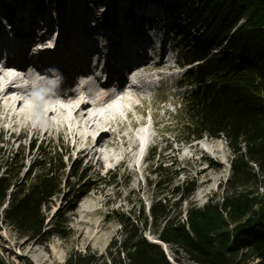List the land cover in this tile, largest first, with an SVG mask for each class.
<instances>
[{
  "label": "trees",
  "instance_id": "trees-1",
  "mask_svg": "<svg viewBox=\"0 0 264 264\" xmlns=\"http://www.w3.org/2000/svg\"><path fill=\"white\" fill-rule=\"evenodd\" d=\"M35 1L55 10L59 4ZM133 1L163 6L179 23L174 31L184 22V30L175 34L182 35L178 62L190 67L182 83L189 91L183 95L178 126L187 139L223 137L234 156L231 175L222 202L192 207L181 221L172 212L194 194L195 180L173 188L179 172L168 162L157 163L151 186L157 194L172 189L183 201L171 204L159 195L149 215L144 206L138 214L115 213L121 229L105 254L75 253L65 264H174L160 245L146 238L147 231L174 245L192 264H264V0ZM35 147L31 145L30 151ZM58 148L49 142L38 146L32 171L21 183L25 165L19 153L5 160L0 175V228L9 224L32 239L43 234L45 210L65 183L67 167ZM74 168L73 177L81 182L72 195L78 202L93 184L81 165ZM176 262L181 264L179 259ZM0 264H7L2 256Z\"/></svg>",
  "mask_w": 264,
  "mask_h": 264
},
{
  "label": "rangeland",
  "instance_id": "rangeland-1",
  "mask_svg": "<svg viewBox=\"0 0 264 264\" xmlns=\"http://www.w3.org/2000/svg\"><path fill=\"white\" fill-rule=\"evenodd\" d=\"M19 1L14 0V3L17 5ZM58 1L63 5L60 0ZM66 1H69L70 12L63 13L62 7L57 9V11L62 10L63 19L68 18V23H65L68 25L63 26V28L65 27V39L68 37L69 30L79 26L82 20L88 17L86 10L91 11V17L89 16L91 20H96L95 14L97 20L100 17L98 24L102 25L106 21L113 20L114 15L119 16L129 8L130 15L135 16L132 19L134 31L139 24L136 15H141L146 10L142 3L140 5L131 4L130 7V2H125V0ZM92 1H98L99 5L93 6ZM25 2L28 3L29 0H25ZM34 2L35 0L32 3H25L28 7H35L30 10L32 16H48L52 20L55 17L56 23H61L59 16L47 11L45 5L38 7ZM165 20L166 23H169L166 18ZM146 22V17L140 19V24ZM128 26L130 28V25ZM157 27L160 28V26ZM178 27L172 31L173 34L184 30V22H181ZM165 32H167L166 29ZM139 34L144 35L142 29ZM150 36L155 35L153 33ZM181 39L182 35L178 37L179 44H182ZM48 41L51 40L48 39ZM215 52L218 50L213 51V53ZM175 55L174 53L171 63L177 59ZM185 70L187 68L179 70V74L170 72L169 80L166 81L165 78L160 80L162 90L153 92L154 98L144 104V110L134 111L138 122L137 127L136 124H131L134 122V118L128 114V123L122 121L121 124L124 126L118 129L119 133H117L118 131L108 132V128L105 129V133L108 132L106 135L109 136L107 140L111 143L109 149H104L105 158L112 153H120L124 149L121 138L123 135L127 136L126 141L130 145V142L136 139V137L132 138V132L138 128L149 133L151 137V143L144 159L143 154L135 155L124 166L117 169L110 166V163L100 166L97 160L90 162V159L84 155H76L79 147L74 150L69 135L65 131L63 134H59L57 131L60 129L57 127H55L57 128L55 133L51 132L47 135L42 133L32 139L31 131L26 136L20 137L19 129L12 130L15 131L12 133L8 130L12 127L9 123L5 125L0 123V175L3 173L5 160L18 152L24 161L23 165H25L20 183L25 182L32 171L30 168L33 166L35 158L39 155L37 147L48 142L52 147H60L58 152L64 156L63 160L67 167L61 194L54 198L45 210L44 232L40 237L37 239L28 238L18 233L11 225L2 224L0 228V256L5 259L7 264H65L71 254H105L107 246L119 236L121 229L120 224L115 220V213H124L126 216L133 212L138 214L140 207L144 206L146 214L149 215L150 208L159 195L166 197L171 204L183 201V196L172 194V189L166 194H157L158 191L154 186H151L150 183L156 180V177L151 173L152 169L161 161L168 162L175 171L179 172L173 181V188L182 187L186 180H195L196 183V191L188 201L183 202L180 208L174 207L172 212L174 218L180 216L183 221L186 219L188 209L192 207L204 208L207 204L222 202L225 184L231 175V163L234 156L223 137L216 139L205 136L202 139L193 140L187 139L180 131L182 129L181 126H178L181 124L179 109L184 107L183 95L189 91V87L180 86L184 82ZM2 107L4 109V106ZM122 108L127 113L131 112L124 106ZM132 109H134V104L131 106ZM120 111L121 109L110 115L108 121L115 119ZM1 118L0 110V120ZM143 125L144 127H141ZM42 129L45 131L46 126H42ZM90 132L92 136L97 135L94 129ZM118 136L119 138H117ZM33 144L36 147L35 151L31 152L30 147ZM204 148L212 152V154L208 153L207 159L203 158ZM78 165L87 171L89 182L93 186L81 200L76 202L72 195L79 188L81 182L73 175L75 174L74 167ZM109 166L111 167L110 171L108 170ZM204 169L207 171L204 172ZM145 235L150 242L161 244V248L170 262L179 264L176 262V259H179L181 264H192L188 261L187 256L174 245L161 242L149 231L145 232ZM25 241H29L31 246L22 247ZM32 247L33 250H31Z\"/></svg>",
  "mask_w": 264,
  "mask_h": 264
},
{
  "label": "bare ground",
  "instance_id": "bare-ground-1",
  "mask_svg": "<svg viewBox=\"0 0 264 264\" xmlns=\"http://www.w3.org/2000/svg\"><path fill=\"white\" fill-rule=\"evenodd\" d=\"M29 16L31 23L35 24L37 28H41L44 25L42 22L38 23L31 14ZM14 18L17 22L23 20V17H19L18 15H14ZM0 21V26L5 25V27L12 22V20ZM53 25L57 29H61L63 26L60 22ZM96 31H99L100 33V36L96 39L103 40L106 43V45H101L106 52L112 39H115L118 35L108 28L104 29L98 27ZM37 34L39 36L47 35L45 31H38ZM88 35L90 37L94 36L91 25L89 26ZM86 38L89 37L83 33L79 40L86 45ZM66 55H72L74 57L79 55L78 52L72 51L68 47L67 40L56 56L57 58H62ZM49 56L53 57L55 54L52 53L49 54ZM78 62L79 59L74 58L65 61V64L69 69L73 63ZM140 68H145V65ZM23 73L24 71L22 70L20 71L10 68H4L0 72V110L2 114L0 123L3 125L9 123V125L12 126L8 128L9 131L13 133L15 131L12 130L19 129L21 131L20 137L26 136V134L31 131L32 139H34L42 133L44 135L51 132L55 133L56 129L59 128L60 130L57 131L59 134H63L65 131L69 135L70 140L73 142L72 146L74 150L76 147H79L76 151V155H84L86 158L90 159V162L92 160H97L100 166L104 163H110V166H114V169L124 166L126 162L129 159H132L133 156L135 157V155L141 156L143 154V159L145 158V154L151 143V137L149 133L143 130L136 133V139L133 142H130V145L126 141L127 136L123 135L121 137L120 134L124 148L120 153L115 152L107 155L105 158L104 151H99V148L109 149L111 147V143L107 140L109 136L106 135V133L111 131L105 133L103 130L104 127L106 128L110 124L108 121L109 116L118 111L119 107L118 103L114 102V99L111 96L102 94L98 99L93 97L92 94L97 91V89L92 86L89 89L90 95L85 91L82 93V84L78 87L80 90L79 94H75L73 91H68L67 93L38 95L33 90L37 84L36 76L32 73H26V75L20 76L23 75ZM83 80L89 83L88 78H83ZM22 83H26L27 88H23V90L18 89L22 88ZM15 86H18L16 87V91H18V102H15L12 98L15 94L13 92L15 91ZM84 90L86 89L84 88ZM110 102L112 103V109L102 112V108ZM2 106H4V109ZM92 123H94V127H100L101 130L99 132V139L95 145L91 144V136L88 133L89 125ZM44 125L46 126L45 131L42 129V126ZM208 153L212 154L211 151L204 148V159H207ZM211 166L213 165L211 164ZM108 170L110 171L111 167ZM206 171L207 169H204V172ZM30 246L29 241H25L22 244V247ZM31 250H33V247Z\"/></svg>",
  "mask_w": 264,
  "mask_h": 264
},
{
  "label": "water",
  "instance_id": "water-1",
  "mask_svg": "<svg viewBox=\"0 0 264 264\" xmlns=\"http://www.w3.org/2000/svg\"><path fill=\"white\" fill-rule=\"evenodd\" d=\"M152 243H155V244H158V245H160V246H161V244H160V243H158V242H152Z\"/></svg>",
  "mask_w": 264,
  "mask_h": 264
}]
</instances>
